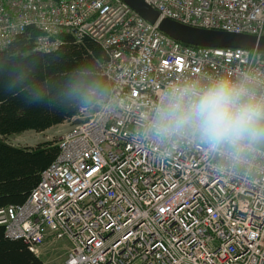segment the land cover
Listing matches in <instances>:
<instances>
[{"label": "built area", "instance_id": "obj_1", "mask_svg": "<svg viewBox=\"0 0 264 264\" xmlns=\"http://www.w3.org/2000/svg\"><path fill=\"white\" fill-rule=\"evenodd\" d=\"M191 27L264 36V0H144ZM123 0H0V51L35 27L33 50L61 33L106 51L108 96L80 108L58 154L22 203L0 207L5 236L37 254L70 243L63 264H264V160L227 167L188 143L144 138L143 124L172 84L250 73L264 51L184 44Z\"/></svg>", "mask_w": 264, "mask_h": 264}, {"label": "trees", "instance_id": "obj_2", "mask_svg": "<svg viewBox=\"0 0 264 264\" xmlns=\"http://www.w3.org/2000/svg\"><path fill=\"white\" fill-rule=\"evenodd\" d=\"M39 33L28 27L0 51V207L22 203L59 151L53 141L14 146L4 137L27 130L44 131L77 114L81 107L66 101L64 94L78 71H86L89 81L103 86L105 94L100 101L110 92V82L102 73L108 56L97 41L89 36L76 41L61 33L63 43L44 53L33 50ZM97 103L88 107L95 109ZM0 264L42 262L21 239L6 237L0 226Z\"/></svg>", "mask_w": 264, "mask_h": 264}, {"label": "clouds", "instance_id": "obj_3", "mask_svg": "<svg viewBox=\"0 0 264 264\" xmlns=\"http://www.w3.org/2000/svg\"><path fill=\"white\" fill-rule=\"evenodd\" d=\"M86 77V71L74 73L64 94L82 110L105 94ZM142 135L161 144L186 142L231 168L264 160V80L240 73L169 85L145 118Z\"/></svg>", "mask_w": 264, "mask_h": 264}, {"label": "water", "instance_id": "obj_4", "mask_svg": "<svg viewBox=\"0 0 264 264\" xmlns=\"http://www.w3.org/2000/svg\"><path fill=\"white\" fill-rule=\"evenodd\" d=\"M145 20L154 23L159 20V13L144 0H123ZM159 29L168 36L189 45L212 47H241L264 51V36L210 30L191 27L169 18H161Z\"/></svg>", "mask_w": 264, "mask_h": 264}, {"label": "rangeland", "instance_id": "obj_5", "mask_svg": "<svg viewBox=\"0 0 264 264\" xmlns=\"http://www.w3.org/2000/svg\"><path fill=\"white\" fill-rule=\"evenodd\" d=\"M69 121L54 125L44 131L27 130L4 137V140L14 146H36L44 141L57 143L63 131L68 128ZM70 243L67 239L46 240L37 254L42 264H63Z\"/></svg>", "mask_w": 264, "mask_h": 264}, {"label": "bare ground", "instance_id": "obj_6", "mask_svg": "<svg viewBox=\"0 0 264 264\" xmlns=\"http://www.w3.org/2000/svg\"><path fill=\"white\" fill-rule=\"evenodd\" d=\"M72 35V34H71ZM16 37V36H15ZM39 52V51H38ZM44 53H47V52H44ZM103 66H104V64H103ZM103 66H102V73L104 74V71H103ZM69 120V119H68ZM59 152V151H58Z\"/></svg>", "mask_w": 264, "mask_h": 264}]
</instances>
